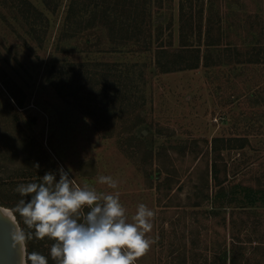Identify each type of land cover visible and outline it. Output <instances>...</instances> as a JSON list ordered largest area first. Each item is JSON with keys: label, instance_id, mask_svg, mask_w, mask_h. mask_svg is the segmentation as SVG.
Instances as JSON below:
<instances>
[{"label": "rangeland", "instance_id": "374dc122", "mask_svg": "<svg viewBox=\"0 0 264 264\" xmlns=\"http://www.w3.org/2000/svg\"><path fill=\"white\" fill-rule=\"evenodd\" d=\"M30 1L48 20L39 47L0 8V74L13 92L0 84V207L24 198L14 191L19 184L42 182L47 172L59 180L63 168L80 186L119 191L129 221L141 203L154 210L147 234L154 243L136 264H233V257L234 264H264V63L233 61L234 48L264 42V0H202L204 17L218 20L220 45L201 46L198 68L168 73L157 71L152 53L127 52L102 34L60 41L62 9L51 15ZM178 4L155 13L163 24L172 20L174 46ZM79 61L117 63L132 78L133 112L115 116L111 137L45 84L52 65ZM101 175L118 189L97 183ZM237 183L257 190L254 204L214 205L218 188ZM15 220L27 230L19 214ZM53 243L46 237L28 246L55 264Z\"/></svg>", "mask_w": 264, "mask_h": 264}, {"label": "trees", "instance_id": "16d2710c", "mask_svg": "<svg viewBox=\"0 0 264 264\" xmlns=\"http://www.w3.org/2000/svg\"><path fill=\"white\" fill-rule=\"evenodd\" d=\"M171 1L40 0L43 8L51 15L62 9L58 32L60 41H69L84 33L92 34L97 39L102 34L108 38L110 45L127 52L152 53L154 67L159 73L196 69L203 61L200 56L201 46L208 49L220 45L218 33L213 34L218 20L215 21L214 16L204 17L202 0H179L177 43L174 46L172 20L169 18L163 24V20L155 19V13ZM0 8H4L10 18L27 29L28 37L36 46L41 45V36L46 33L48 22L42 10L30 0H0ZM92 31L98 35L91 33ZM164 35L166 42L163 40ZM97 42L99 43V39ZM84 44L92 45L88 38ZM233 51L235 62L264 63V42L243 52L236 48ZM229 59H233L232 55H229ZM135 64H131V67ZM118 66L117 63L93 61L64 62L52 65L44 81L64 103L73 104L90 125L105 126L106 131L102 133V137H111L116 118L128 117L126 114L131 115L133 112L128 110L130 100H133L130 88L132 78L119 70ZM2 74L1 71L0 84L13 96ZM14 101L21 107L20 101L15 98ZM131 129L132 127L129 130ZM211 171L212 177L216 179L214 161ZM225 192L223 187L218 188L213 199L214 205L218 204L221 208L223 204L228 206L236 203L233 208L245 207L244 204H254L258 195L257 190L238 183ZM221 197L225 201H221ZM230 261L234 264L238 259L233 257Z\"/></svg>", "mask_w": 264, "mask_h": 264}, {"label": "clouds", "instance_id": "9594fccd", "mask_svg": "<svg viewBox=\"0 0 264 264\" xmlns=\"http://www.w3.org/2000/svg\"><path fill=\"white\" fill-rule=\"evenodd\" d=\"M97 183L118 189L111 176H98ZM14 191L24 198L13 209L0 211L14 223L19 214L26 226L27 230L17 225L11 235L21 249L20 264H49L45 255L27 251V242L33 239L55 241L50 247L55 264H136L154 243L147 236L154 210L141 203L129 221L119 191L105 194L87 184L80 186L63 168L59 180L56 173L47 172L42 182L22 183Z\"/></svg>", "mask_w": 264, "mask_h": 264}, {"label": "water", "instance_id": "95a60500", "mask_svg": "<svg viewBox=\"0 0 264 264\" xmlns=\"http://www.w3.org/2000/svg\"><path fill=\"white\" fill-rule=\"evenodd\" d=\"M4 208L0 207V210ZM17 222H13L12 218L0 211V264H20L21 249L14 246L11 235L14 232Z\"/></svg>", "mask_w": 264, "mask_h": 264}, {"label": "flooded vegetation", "instance_id": "af4514ba", "mask_svg": "<svg viewBox=\"0 0 264 264\" xmlns=\"http://www.w3.org/2000/svg\"><path fill=\"white\" fill-rule=\"evenodd\" d=\"M17 222V221H16ZM18 224V222H17ZM19 226V225H18ZM30 243V241L27 242V251L30 253V252H33V250L28 246Z\"/></svg>", "mask_w": 264, "mask_h": 264}]
</instances>
